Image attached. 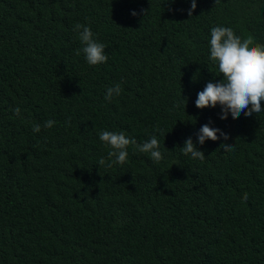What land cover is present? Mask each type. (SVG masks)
I'll use <instances>...</instances> for the list:
<instances>
[{
  "label": "trees",
  "instance_id": "obj_1",
  "mask_svg": "<svg viewBox=\"0 0 264 264\" xmlns=\"http://www.w3.org/2000/svg\"><path fill=\"white\" fill-rule=\"evenodd\" d=\"M190 6L0 0V264H264V111L222 120L219 105L194 103L222 78L211 27L264 44V0H196L189 17ZM77 23L105 63L77 55ZM205 123L234 150L223 137L198 144ZM103 130L138 144L156 135L164 158L130 145L107 167ZM188 137L203 160L182 153Z\"/></svg>",
  "mask_w": 264,
  "mask_h": 264
},
{
  "label": "clouds",
  "instance_id": "obj_2",
  "mask_svg": "<svg viewBox=\"0 0 264 264\" xmlns=\"http://www.w3.org/2000/svg\"><path fill=\"white\" fill-rule=\"evenodd\" d=\"M166 2L171 3L173 0H166ZM195 8L196 0H191V6L187 10L189 17L192 16ZM131 15H137L136 11L133 10ZM73 30L78 33L79 41L83 45L82 49L77 51V55L82 52L86 62L93 66L107 61L105 45L94 38L90 27L77 23ZM208 44L209 59L215 63L218 76L222 78L215 82L210 80L206 83L203 90L197 93L195 106L203 109L205 107L215 108L219 105V118L222 120L226 119L229 114L233 119H237L241 113L245 116H251L253 113L258 114L264 111V106H262V101H264V44L255 43L254 37L251 35L241 38L236 35L231 27L219 25L211 27ZM121 91V85L117 83L107 88L105 99L110 101L114 95L119 96ZM13 111L15 115H20L18 107ZM209 123H205L199 128L196 133V142L203 145L205 140L216 141L223 137L224 142L220 145L223 151H233L234 145L227 142V133L219 128L210 127ZM54 124V120H47L44 127L51 128ZM40 130L39 124L33 125V132ZM217 133L220 135L217 136ZM98 138L110 148L108 151L110 162L107 163V167H112L113 164L123 165L126 163L130 145L133 146L134 150L149 154L154 163H159L164 158L156 135H152L142 144H138L135 138L126 136L124 132L103 130L99 132ZM181 150L184 155L190 154L193 159L203 160L205 158L204 152L197 149L191 137L185 139ZM99 164L105 165V159L101 158ZM247 199L248 194L244 193L242 200L247 201Z\"/></svg>",
  "mask_w": 264,
  "mask_h": 264
}]
</instances>
